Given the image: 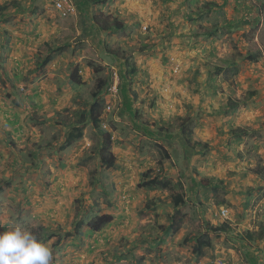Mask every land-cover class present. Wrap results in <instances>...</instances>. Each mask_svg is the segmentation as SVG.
<instances>
[{
	"label": "crops",
	"instance_id": "0c3cea01",
	"mask_svg": "<svg viewBox=\"0 0 264 264\" xmlns=\"http://www.w3.org/2000/svg\"><path fill=\"white\" fill-rule=\"evenodd\" d=\"M74 2L75 14L58 19L48 11L43 0H0V85L6 88L5 94L0 93V231L18 226L34 234L39 227L47 229L39 235H55L43 242L52 253L50 264H200L222 258L228 264H264V243L239 239L247 232H257L264 224V180L254 173L264 152L260 145L264 134L263 107L249 105L248 111L254 115L242 116L239 108L227 109L217 96L216 74L206 78L197 69L169 82L171 74L164 66L170 62L168 53L176 62L177 58L188 62L186 43L179 45L184 39L180 37L184 25L179 27L176 19L189 21L192 0ZM100 17L123 21L125 35L123 30H103L96 23ZM144 28L155 31L163 39L168 34L167 42L156 44L158 48H167L166 56L151 54V51L145 55V51H140L146 47L142 44L155 42L153 38L140 39ZM137 42H141L139 46ZM112 46L122 47L121 56L109 53L114 51ZM46 58L50 61L42 66ZM127 61L134 64L135 73L130 78L126 71L132 67L126 66ZM108 65L121 69L118 102H111L103 88L97 98L91 96L100 81L108 79ZM94 67L106 74L96 77ZM74 71L78 77L76 84L70 81ZM13 91L19 93V100ZM144 95L149 99L162 96L167 102L162 108L154 107V111L151 103L131 105L130 101ZM209 96L222 103H213ZM96 101L100 102L99 130L90 123L87 113ZM208 110L216 112L215 131L219 133H215V138L208 131L209 122L199 118L192 125V142L211 146L218 139L222 147L211 150V155L204 158L198 176L188 167L193 152L180 143L179 129L171 141L168 130L159 134L148 127L160 129L165 117L197 115ZM149 115L148 120L143 119ZM126 125L130 131L135 129L130 143L135 142L131 141L133 136L145 139L141 144L142 153L145 152L143 144L153 137L168 145L177 141L183 148L184 179L176 175L177 178L169 180L182 185V192L177 193L184 195V205L191 213L173 217L171 208L163 215L160 202L168 191L137 187L144 175L139 171L142 158L138 152L129 151L128 140L121 132ZM244 127L252 131L243 132ZM76 129L81 130V138L63 147L68 134L72 135ZM237 130L240 132L231 133ZM138 133L142 136L138 137ZM102 135L110 137L114 169L100 166ZM93 148L96 150L91 151ZM88 151L92 152L97 175H102L104 184L110 179L114 183L113 198L107 201L109 204L101 205L97 215L106 214L113 219L99 232L90 233L84 227L75 234V214L82 208L78 199L80 190L93 189L84 187L83 182L88 173L82 159ZM195 154L199 159L202 151L196 149ZM130 179L133 182L129 183ZM202 179L209 180L207 189L200 185ZM215 180H222V185L214 187L218 184ZM104 195L112 194L106 190ZM83 197L88 199L89 194ZM91 202L89 197L88 207L93 205ZM147 206L154 209L147 210ZM223 209L228 212L226 219L220 216ZM171 220L179 229L166 235L163 228ZM218 226H225L227 231H209V227ZM68 231L71 236L64 238L62 234ZM203 233L210 235L212 246L204 249L203 256L196 257L191 239ZM59 237L61 242L56 243ZM184 239L188 242L183 243ZM87 246L91 248L88 254L79 256Z\"/></svg>",
	"mask_w": 264,
	"mask_h": 264
},
{
	"label": "rangeland",
	"instance_id": "374dc122",
	"mask_svg": "<svg viewBox=\"0 0 264 264\" xmlns=\"http://www.w3.org/2000/svg\"><path fill=\"white\" fill-rule=\"evenodd\" d=\"M41 2V0H39ZM204 1V0H203ZM205 1H212L216 8L208 11L207 13L201 14L199 12L198 15H195L189 20L188 22H182L178 21L176 19L177 25L182 27L184 30V33L180 34V37H182V42H180L179 45H183V43H186V48L189 49V59L187 63L181 62L179 58H177L178 62H176V59L172 58V56L168 53V50L165 46H161L158 48L156 44L163 42H167L168 40V34H166L165 38L163 39V36L160 34L156 35V32L153 30H150L148 28H144L142 33L140 34V39H150L153 38L155 42H152L151 44H142L143 46H146L142 52L145 51V55L151 51V54H162V56H166V53H168L170 62L165 63L167 71L171 74L169 77V82H174L175 78L183 77L185 75H190L191 72L194 70L200 69V74H203L206 78L213 77L216 74L217 83L219 86L216 88L217 96H219L222 100L217 99L214 100V97H210V100L213 101V103L218 104L220 101L227 102V97H231L233 100H237L238 102V108L239 114H242V116L246 114H253L254 112L248 111L247 106H262L264 109V12L259 13L257 7L264 3V0H205ZM196 4L192 3L190 4V9H194ZM184 10V9H183ZM175 15V10H173V16ZM201 15V16H200ZM60 19V18H58ZM244 21H248V24L243 25L242 23ZM238 24L239 28H234ZM229 25H235L234 27H228ZM217 26V27H214ZM225 27L223 30L222 28ZM217 31L212 37H208L205 35V31H208L210 29H214ZM122 33L125 35V31L123 30ZM153 35V37H152ZM184 35V36H183ZM135 36L134 38H136ZM138 37V38H139ZM8 38L5 37L4 39ZM137 38V39H138ZM156 41V39H158ZM70 39H73L71 37ZM141 42H137V46H139ZM156 46V47H155ZM111 47V46H110ZM112 50L119 51L122 47L112 46ZM140 48V47H139ZM142 49V48H140ZM4 52H6L5 49H3ZM89 52V51H88ZM90 53V52H89ZM235 55L234 57H231V55ZM250 54H258V60L255 63H250L247 60V56ZM90 57L92 55L88 54ZM182 55V54H181ZM172 58V59H171ZM231 59L232 61L236 62V67L238 69L237 73H233L232 69L230 68L229 71L227 69V73L225 70L223 71L222 68H226V66L221 62L225 59ZM94 59V58H93ZM161 59V58H160ZM244 59V60H243ZM188 64V65H187ZM190 65V67H189ZM112 65H108V68H110ZM222 67V68H221ZM118 72H120V67H116ZM221 70L217 72V69ZM101 72V74H99ZM97 72L96 77H102L106 73L103 71ZM108 72V71H107ZM183 73V75H181ZM227 74L229 76V80L226 82L223 78L224 75ZM198 75V76H199ZM107 78V77H106ZM190 80H194L193 78ZM177 82L179 80H176ZM197 82L201 83L200 80ZM191 84V81L189 82ZM227 85L230 86L231 89H234L235 92L232 93ZM145 87V86H144ZM5 86L0 85V93L5 94ZM16 93L15 91H13ZM2 98H6L5 95H1ZM16 100H19V93L17 92ZM107 99V98H106ZM118 100V98H117ZM215 101V102H214ZM131 102V105L134 107H137L135 103L138 104H144L149 105L151 103V106L162 108L166 101V98H162V96L156 97L154 96L153 99H149L147 96H138V98L133 99ZM150 106V107H151ZM237 108V109H238ZM243 108H245L243 110ZM139 110V109H138ZM162 113V112H161ZM163 114V113H162ZM200 114V115H199ZM199 114L195 115V113H187V115H172V117H165L163 119L162 124L160 125V129L153 128L154 126L149 125V129L152 131H156V133H164L166 130L169 131V135L171 141L174 139V133L179 129V126L184 124L186 129H189L192 131V125L194 121L200 119L207 120L209 122L208 124V131L213 136H216V134L219 133V131H215V127L218 124V120L214 119L216 116V112L209 111L207 113L200 112ZM178 116V117H177ZM180 116V117H179ZM149 117L143 118V119H149ZM145 123V120H144ZM129 125H126L124 129H122V134L124 137L128 140V146L129 151H134L135 153H139L142 158V168H140L139 171H141V176L145 173H149V175H152L154 173H161L164 175V173H167V175H164V178L167 179L169 182L170 180L177 178L176 175L183 178L185 174V169L183 165L182 158L185 154H183V148L179 145L177 141L173 142L171 145H168L164 141L160 140H153V138H148L149 142H145L143 144V151L144 153L140 152L142 150V143L145 139H137L134 138L131 141H135L134 143H130L131 135H134V131H130ZM252 131V128L244 127L243 132H246L245 130ZM125 131V132H124ZM156 135V134H155ZM261 135V134H260ZM90 136H92V132L90 130ZM142 135L138 133V137H141ZM173 136V138H172ZM57 137V135H56ZM58 138V137H57ZM190 140L192 141V132L190 135ZM217 140V142H215ZM213 144L211 146L208 143L205 144V147L202 148H196L198 150L202 151V155H200V158L197 159L194 156L196 155V149H194L193 156L191 157V160L188 163V167H191V170L194 174H197L199 176L198 169L201 164L205 161L204 158H207L210 154L211 150H217L216 148L222 147L219 145L218 139L213 140ZM95 144L93 139V145ZM260 145L262 147V150L264 151V134H262V138L260 139ZM171 147V148H166ZM91 147V146H89ZM94 147V146H93ZM96 150V148L91 149V151ZM219 152L221 150H218ZM89 151L86 153V158L82 159V163L84 165L83 168L87 171V176L84 178L83 182L86 184V186H92L93 189L89 191H85V189L81 188L80 190V196L78 197L80 201V213L78 216V219L80 221L86 222L87 220L97 216L96 214L101 211V205L102 204H109L107 201L113 198L114 191L112 188H114L113 180H109L105 184L104 188V178H102V175H97V167L95 168V159L92 158V152ZM182 156V158H181ZM261 157L263 159L261 160ZM195 160H197L195 162ZM171 161H174L176 165H173ZM145 164H144V163ZM259 167H262L264 165V152L260 156ZM194 164V165H193ZM204 165H208V162ZM258 167V166H256ZM160 168V169H158ZM167 168V169H165ZM264 168V167H262ZM152 169H155L154 172ZM165 169V170H164ZM110 171V170H109ZM170 171V172H169ZM172 177V178H170ZM113 179V178H112ZM170 179V180H169ZM184 179V178H183ZM181 180V182H184V180ZM141 180V179H140ZM133 182L132 179L129 180V183ZM99 182V184H98ZM172 183L176 185V182ZM102 190H100L101 188ZM110 192L112 195H104L105 191ZM168 193L166 196H164V200L160 202L162 208H163V215H167L166 210L173 209V203L171 200V196L174 195V191L170 192L167 190ZM179 189L177 190V192ZM89 192V193H88ZM103 192V195L102 193ZM89 194V197H92V208L88 207V199L83 197L84 195ZM264 196V191H263ZM262 198V196H258V199ZM89 203V204H91ZM147 210H152L154 208L147 206ZM187 213H191L190 209H187V206L184 205L183 208L180 209V214L178 217H184V215H187ZM47 229L43 228L42 231H46ZM68 235V232H64L62 235ZM70 243V241H69ZM119 244V242H118ZM86 245H88V242H86ZM69 247V246H67ZM91 250L90 246L85 247L80 253V255L86 256L88 251ZM73 256L72 254H70ZM220 260L223 264H228L227 259H217ZM206 262V261H205ZM87 264H91L90 262H87ZM180 264V263H179ZM235 264V263H233Z\"/></svg>",
	"mask_w": 264,
	"mask_h": 264
},
{
	"label": "trees",
	"instance_id": "16d2710c",
	"mask_svg": "<svg viewBox=\"0 0 264 264\" xmlns=\"http://www.w3.org/2000/svg\"><path fill=\"white\" fill-rule=\"evenodd\" d=\"M91 1L92 2H94V1L100 2V0H91ZM192 2H193V4L195 3L196 6L194 7L193 10L190 9V7H189V11H190V13L188 14V18L190 17L189 20H191V18L193 16L198 15L199 12L201 14H204V13H207L208 11H211V10L216 8L215 4L212 1L192 0ZM15 4L16 3H12V5H15ZM257 9H258L259 13H263L264 12V3L259 5L257 7ZM107 19H108L107 17H100V18L96 19V23L103 30L108 31V32H110L112 30L119 31V30L125 29L123 21L118 20V18H113L110 21ZM242 24L243 25L248 24V21H244ZM234 26L235 25H229L228 27H234ZM214 27H217V26H214ZM224 28L225 27H223L222 30ZM234 28H239L238 24ZM216 32L217 31L214 28V29H210L208 31H205L204 34L207 35L208 37H212ZM130 50H134V49H130ZM143 50L144 49H140V51H143ZM109 53L112 54L113 56H118V57L121 56L119 51H109ZM234 56H235L234 54L231 55V57H234ZM258 57H259L258 54H250L247 56V59H245V60H247L250 63H255V62H257ZM232 60H233V58H231V59L227 58V59L221 61L226 66V68H224V69L221 67L222 70L223 71L225 70L226 73H227V69L229 71L230 68L232 69L233 73L238 72V69L236 67V62L232 61ZM49 61H50V58L49 59L46 58L43 61L42 66H45ZM126 66H128V68L132 67L131 69H128L126 71L127 77L130 78L135 73V70L133 68L134 64L132 62L129 63L127 61ZM94 68H95L96 72H99L101 70V69H98L96 67H94ZM221 68L217 69V72H219L221 70ZM109 73H110V70H108V76H109ZM76 75H77V71H74L70 76V81L74 82L75 84L78 81V77ZM223 79L227 82L229 80V76L227 74H225ZM106 86H107V80L106 81L101 80L99 85L97 86V88L92 92V94H91L92 98H94V99L97 98V95L101 92L102 88L104 91H106V89H105ZM229 90L232 93H234V91H235L234 89H231V88H229ZM223 104L225 105V107L227 109L229 108V110H231V111H236L238 108L237 100H233V99H231V97L227 102H225ZM87 113L89 115L90 123L93 125L94 128L99 130V120L98 119H99V114H100V102L96 101L95 103H93L90 106ZM83 117H84V114H83V116H81V118H83ZM179 130H180V143L183 146H185L186 148H188L190 151H192L193 153H194V149H196L197 147L202 148V149L205 147V144H203L201 142H192L190 140V135H191L192 131L189 129H186L184 124L179 126ZM239 132H240V130L235 131V133H233V131H232L231 133L236 134ZM238 135H240V134H238ZM81 136H82L81 130H79V129L73 130L72 135H71V133L68 134L67 140L65 142V145H63V147H67L68 145L71 144L72 141H74L75 139L77 140L78 138H81ZM102 139H103V142L101 143V145H100L101 148L99 150L100 151V166H101V168H105V169H114L116 165L114 163L115 159L110 152V147H109L110 137L108 135H102ZM185 150H187V149H185ZM254 173L258 174V176H260V178L262 180H264V168L257 167L254 170ZM142 178H143V180L137 185L138 188H141V189H144L147 191L172 190V192L173 191L175 192L174 195L171 196L173 207H174L173 217L178 216L180 214V209L183 208V206L185 204L184 195L182 193H177L178 189L180 192H182V190H183L182 185L179 182H177L176 185H174L173 183H171L167 179H165L164 175L161 173H154L152 175H149V173H145L142 176ZM210 182H213V180ZM215 182H217L218 184L213 185L214 187L219 186V184L221 186L223 183L222 180L221 181L215 180ZM98 184H99V182H98ZM209 184L210 183H209L208 179H202L200 181V185L205 189L208 188ZM104 188H105V184H104ZM77 202L79 203V201H77ZM92 206H91V208H92ZM79 213H80V211H78V212L76 211L75 218H74L75 221L73 224V228H74L73 230H74L75 234L77 232H79L84 227H86V229H88V231L90 233L99 232L100 230L103 229L104 226L108 225L113 219V217L110 215L103 214V215L98 216L96 214L97 216L87 220L86 222H83V221H80L78 219ZM179 218H181V217H179ZM178 229H179V225L176 222H174L173 220H171L169 222L168 226L163 228V231H164V234L168 235L170 233L177 232ZM41 230H42V227H39L38 232L34 233L36 238L41 242H44V241L50 239L51 237L55 236V235H48V236L39 235ZM209 231H211L213 233H222V232H226L227 228L225 226L209 227ZM70 236H71V234L69 233L68 235L67 234L64 235V238L70 237ZM239 239L242 242L261 241L264 243V224H262V226L259 227L257 232H255V233L247 232L244 235H242L241 237H239ZM191 240L194 242V245L192 246V253L196 257L203 256L204 249L211 248V246H212L210 235H208L207 233H203L202 235H195L192 237ZM60 242H61V239L59 237V239L56 241V243H60ZM186 242H188V240L184 239L183 243H186Z\"/></svg>",
	"mask_w": 264,
	"mask_h": 264
},
{
	"label": "clouds",
	"instance_id": "9594fccd",
	"mask_svg": "<svg viewBox=\"0 0 264 264\" xmlns=\"http://www.w3.org/2000/svg\"><path fill=\"white\" fill-rule=\"evenodd\" d=\"M51 259L52 253L50 248L45 243L39 241L31 231L18 226L8 231H0V264H50Z\"/></svg>",
	"mask_w": 264,
	"mask_h": 264
},
{
	"label": "built area",
	"instance_id": "2783aa9c",
	"mask_svg": "<svg viewBox=\"0 0 264 264\" xmlns=\"http://www.w3.org/2000/svg\"><path fill=\"white\" fill-rule=\"evenodd\" d=\"M48 11L59 18H67L75 14L76 6L74 0H44ZM120 84V76L117 68L111 67L106 87V95L108 99L113 102L117 101ZM110 109V104L107 110ZM220 216L226 219L228 216L227 210L220 211ZM200 264H223L220 260L206 261Z\"/></svg>",
	"mask_w": 264,
	"mask_h": 264
}]
</instances>
